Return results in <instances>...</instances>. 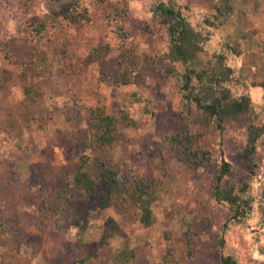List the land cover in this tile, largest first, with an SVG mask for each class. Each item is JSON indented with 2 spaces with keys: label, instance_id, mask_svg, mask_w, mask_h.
Returning a JSON list of instances; mask_svg holds the SVG:
<instances>
[{
  "label": "rangeland",
  "instance_id": "1",
  "mask_svg": "<svg viewBox=\"0 0 264 264\" xmlns=\"http://www.w3.org/2000/svg\"><path fill=\"white\" fill-rule=\"evenodd\" d=\"M177 1L192 26L207 34L202 55H224L239 79L233 90L260 106L262 88L255 83L264 78V0H227L231 8L220 26H207L202 19L223 0ZM57 2L68 10H58ZM155 2L0 0V264H218L223 255L239 264H264L258 218L244 226L230 224L226 207L216 208L211 199L214 171L178 160L165 141L187 124L190 133L201 134L199 148L222 153L238 167L237 178L257 193L264 186V137L258 144L259 167L251 176L240 153L245 119H232L222 130H206L192 120L198 108L182 99L180 84L156 63L167 53L168 35L153 12ZM75 9L89 21L67 17ZM37 22L43 23L38 38ZM118 29L126 33L124 41ZM121 43L141 59L131 83L122 85L108 77L121 72ZM99 46L107 51L102 70L86 57ZM23 77L44 88L30 120L23 116ZM96 105L107 113L124 109L135 121L105 158L111 168L156 181L149 226L134 207H88L79 216L75 206H53V193L65 188L56 173L75 171L81 156L98 163L99 152L78 144L88 138L85 110ZM189 228L190 242L198 247L193 261L183 239ZM125 252L132 253L130 262L120 261Z\"/></svg>",
  "mask_w": 264,
  "mask_h": 264
},
{
  "label": "trees",
  "instance_id": "2",
  "mask_svg": "<svg viewBox=\"0 0 264 264\" xmlns=\"http://www.w3.org/2000/svg\"><path fill=\"white\" fill-rule=\"evenodd\" d=\"M230 8L227 0H223L222 4L215 5L214 12L204 16L202 22L207 26H220L225 11ZM153 12L158 22L167 27L168 35L167 53L156 57V63L158 62L157 64L169 78L175 79L180 84L182 99L198 108L199 111L192 120L206 130L212 128L222 130L223 126L232 119L246 120V138L240 153L245 158L250 175L254 176L259 167L258 144L264 137V78L255 83L262 88L261 105L257 106L247 93L233 90L239 79L234 76V69L227 64L224 55L215 52L209 58L202 55L208 41L207 34L192 26L183 15L177 0L155 2ZM67 17L73 21L90 19L89 15L77 9L70 12ZM42 27V22L34 23L35 37H39L37 34ZM118 30V36L125 40L126 33L121 29ZM119 50L122 58L119 61L121 72L108 74V77L112 75L113 80L118 84L131 83V76L141 59L139 57L136 59L123 43L120 44ZM106 54V48L102 46L90 53L92 61L96 60L101 65L100 70L107 66ZM143 60L147 64L148 57H144ZM177 63L181 64L180 68L176 66ZM106 75L103 73L102 78H107ZM21 89L23 116L30 120L33 118L30 111H33V107L44 94V88L41 84L30 82L23 77ZM85 112L89 120L88 138L78 144L81 150L89 147L99 152L95 157L98 163L89 164L87 157L81 156L75 171L56 173L65 188H59L53 193V206L55 208L75 206L79 216L88 207L103 209L114 204L121 211L134 207L141 212L140 222L144 226L151 225L152 204L157 197L156 181L147 182L144 177L130 174L129 171L111 168L105 158L122 138L123 129L135 123L133 117L124 109L107 113L101 105L89 106ZM200 137L201 134L190 133L188 125L183 123L181 128L167 136L165 141L178 160L192 168L203 167L214 171L215 180L211 189V199L216 208L226 207L227 220L230 224L244 226L249 219L255 217L258 218L255 231L258 233L260 230L264 231V186L259 192L253 193L250 182L243 177L237 178L238 167L227 161L222 153L220 156H215L208 149L197 146ZM44 176L45 179L52 178L47 172ZM79 222L82 224L81 219ZM84 226L85 224L81 225L82 229ZM189 229L184 233L183 239L187 244V255L190 261H193L198 247L191 244L189 233L192 228ZM118 259L117 256L115 261L117 262ZM131 259L132 253L125 252L121 255L120 261L126 263ZM72 264L84 263L81 260ZM218 264H239V262L234 256L223 255Z\"/></svg>",
  "mask_w": 264,
  "mask_h": 264
},
{
  "label": "water",
  "instance_id": "3",
  "mask_svg": "<svg viewBox=\"0 0 264 264\" xmlns=\"http://www.w3.org/2000/svg\"><path fill=\"white\" fill-rule=\"evenodd\" d=\"M59 2H57L56 4V6H57V8H58V10H63V11H66V10H68V9H63V4H61V3H59ZM60 12V11H59Z\"/></svg>",
  "mask_w": 264,
  "mask_h": 264
},
{
  "label": "crops",
  "instance_id": "4",
  "mask_svg": "<svg viewBox=\"0 0 264 264\" xmlns=\"http://www.w3.org/2000/svg\"><path fill=\"white\" fill-rule=\"evenodd\" d=\"M95 48H97V47H95ZM95 48H94V49H95ZM94 49L92 48L90 51H93ZM90 51H89V53L87 54L86 57H89V56H90ZM104 82H105V81H104ZM120 85H122V84H120Z\"/></svg>",
  "mask_w": 264,
  "mask_h": 264
},
{
  "label": "flooded vegetation",
  "instance_id": "5",
  "mask_svg": "<svg viewBox=\"0 0 264 264\" xmlns=\"http://www.w3.org/2000/svg\"><path fill=\"white\" fill-rule=\"evenodd\" d=\"M63 2H67V0L65 1V0H63Z\"/></svg>",
  "mask_w": 264,
  "mask_h": 264
}]
</instances>
